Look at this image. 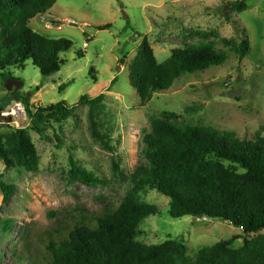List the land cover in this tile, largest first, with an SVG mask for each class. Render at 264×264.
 <instances>
[{
    "label": "rangeland",
    "instance_id": "obj_1",
    "mask_svg": "<svg viewBox=\"0 0 264 264\" xmlns=\"http://www.w3.org/2000/svg\"><path fill=\"white\" fill-rule=\"evenodd\" d=\"M235 1L58 0L45 15L30 21L35 32L66 38L73 47L61 54L66 63L51 77L42 76L32 61L23 69L4 71L0 76V107L11 97L5 86L8 80L22 84L17 92L30 96L34 107L62 101L78 106L83 96L104 94V101L96 107L102 140L92 135L86 106L78 108L63 131L57 126L48 129L47 140H42L25 113L16 110V115H11L20 103L10 98L12 102L0 115V139L10 142L18 129H25L41 161L37 172H28L7 168L0 160L4 181L18 187L5 205L0 191L2 264H25L22 237L27 234L58 229L82 211L97 214L117 208L131 188L133 172L147 164L143 135L151 131L155 120L212 127L234 132L242 139L264 135V0H245L246 6L240 10L229 4ZM228 19L245 28L250 41V51L242 59L237 53L236 27ZM107 25L110 28L98 29ZM145 38L160 63L177 48L206 44L227 54L228 61L206 72L183 76L139 108L140 98L130 85L129 65ZM164 113L178 117L168 119ZM71 157L93 172L100 185L89 187L73 181ZM142 200L161 207L158 215L140 226L139 241L146 245L183 240L188 257L195 258L201 249L235 236L241 237L238 245L257 236H245L241 229L218 220L173 219L169 199L156 191L143 195ZM7 219L14 220L12 231L4 230Z\"/></svg>",
    "mask_w": 264,
    "mask_h": 264
},
{
    "label": "trees",
    "instance_id": "obj_2",
    "mask_svg": "<svg viewBox=\"0 0 264 264\" xmlns=\"http://www.w3.org/2000/svg\"><path fill=\"white\" fill-rule=\"evenodd\" d=\"M57 1L0 0V76L10 68L23 69L27 61H32L44 77L61 71L66 63L61 54L71 50L73 43L39 34L29 26L32 19L45 15ZM229 4L239 10L246 6L245 0ZM227 21L236 27L237 53L242 59L250 51L246 30L232 19ZM107 28L110 25L98 27ZM227 61V54L206 44L177 48L160 63L145 38L129 65L130 85L140 98L138 107H146L154 93L168 91L183 76L206 72ZM10 96L23 104L33 130L42 140H47L48 129L57 126L63 131L80 106L89 108L92 135L102 140L96 107L104 101V94L83 96L78 106L62 101L40 107L31 105L30 96L18 92H10ZM10 98L4 99L0 115L12 102ZM164 116L178 117L175 113ZM143 143L147 164L133 172L131 188L119 206L97 214L82 211L58 229L23 236L21 257L25 264H264V234L258 235L264 230V135L242 139L234 132L212 127L155 120L151 131L144 133ZM0 160L7 168L37 172L41 158L25 129H18L14 140L0 139ZM70 164L73 181L89 187L100 185V179L73 157ZM17 190V185L5 182L0 174L3 205ZM150 191L169 199L173 219L191 216L218 220L241 229L245 236H257L241 245V237L235 236L201 249L195 258L188 257L183 240L143 244L139 241L141 224L161 211L160 206L142 200ZM2 210L3 206L0 213ZM13 228L14 220H5L4 230Z\"/></svg>",
    "mask_w": 264,
    "mask_h": 264
},
{
    "label": "water",
    "instance_id": "obj_3",
    "mask_svg": "<svg viewBox=\"0 0 264 264\" xmlns=\"http://www.w3.org/2000/svg\"><path fill=\"white\" fill-rule=\"evenodd\" d=\"M21 85L22 84L14 80H8V82H6L5 84L6 88L11 92H17L20 89Z\"/></svg>",
    "mask_w": 264,
    "mask_h": 264
},
{
    "label": "built area",
    "instance_id": "obj_4",
    "mask_svg": "<svg viewBox=\"0 0 264 264\" xmlns=\"http://www.w3.org/2000/svg\"><path fill=\"white\" fill-rule=\"evenodd\" d=\"M69 22L70 23H72L73 21L72 20H69ZM20 103V102H19ZM16 110L17 111H20L21 113H25V118H27V115H26V112H25V107H23V104L22 103H20V104H17L16 105V107L13 109V111H12V114L11 115H16ZM20 114V113H19ZM21 115V114H20ZM14 123H16V125L19 127L20 126V124H19V122H14Z\"/></svg>",
    "mask_w": 264,
    "mask_h": 264
}]
</instances>
